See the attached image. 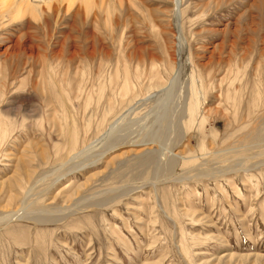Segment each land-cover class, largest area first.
Segmentation results:
<instances>
[{
    "label": "rangeland",
    "instance_id": "374dc122",
    "mask_svg": "<svg viewBox=\"0 0 264 264\" xmlns=\"http://www.w3.org/2000/svg\"><path fill=\"white\" fill-rule=\"evenodd\" d=\"M250 3L181 0L179 58L174 0L0 20V264H264Z\"/></svg>",
    "mask_w": 264,
    "mask_h": 264
},
{
    "label": "bare ground",
    "instance_id": "6f19581e",
    "mask_svg": "<svg viewBox=\"0 0 264 264\" xmlns=\"http://www.w3.org/2000/svg\"><path fill=\"white\" fill-rule=\"evenodd\" d=\"M39 1L40 2H32V0H0V17H1L0 20L2 21L4 19V16H6L8 18L7 22H9V24L13 22L21 21L23 19L32 20V21L39 20L45 22V24H48L50 18L58 22L59 19H62L64 16H66L62 12L64 8L66 12L71 13L72 18L83 17L84 23L87 22L88 19H90L89 22L91 21L93 24L100 23L101 20L106 25L110 24V26H115V25L118 26L120 22L119 17L122 15V13L124 12L127 13V8L129 5H131L130 3L132 0H39ZM216 1L220 2L221 0H216ZM226 1L229 2V0ZM174 2H175L176 19H177V29H176L177 35L175 36L177 44H175L176 45L175 55L177 56V58H179L182 49L181 36H180L182 32V28H181L182 12L180 9L181 0H174ZM250 2L251 3L249 7L257 6L259 4L257 10L260 14H262V18L260 19V24L257 25V29L259 28L262 29L264 28V0H250ZM71 28L75 29L74 26H72ZM137 52H138V48L135 49V54H137ZM89 54L92 55L93 52H90ZM74 57L75 56L73 55L71 59H73ZM149 59L153 60V58L151 57H149ZM167 89L169 91L172 89V87H169ZM122 93L123 92H121V94ZM194 102L195 101H193L192 105H194ZM193 110L195 109L192 108L189 111V113L193 112ZM113 125L109 128L107 134L112 132L111 129H113ZM101 138L104 139L105 136ZM100 140H98L99 141L98 143H101ZM24 211L22 212L21 209H18L15 212L7 213L2 217L0 216V220L1 219L12 220V219L25 217L26 215Z\"/></svg>",
    "mask_w": 264,
    "mask_h": 264
}]
</instances>
